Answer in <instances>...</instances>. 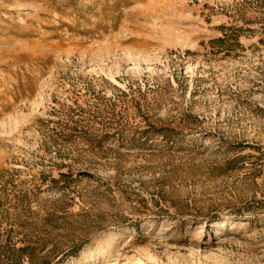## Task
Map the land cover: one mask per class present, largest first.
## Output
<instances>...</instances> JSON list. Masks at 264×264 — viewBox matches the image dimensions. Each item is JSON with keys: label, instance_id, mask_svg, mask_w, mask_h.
Here are the masks:
<instances>
[{"label": "rangeland", "instance_id": "rangeland-1", "mask_svg": "<svg viewBox=\"0 0 264 264\" xmlns=\"http://www.w3.org/2000/svg\"><path fill=\"white\" fill-rule=\"evenodd\" d=\"M0 264H264V0H0Z\"/></svg>", "mask_w": 264, "mask_h": 264}]
</instances>
